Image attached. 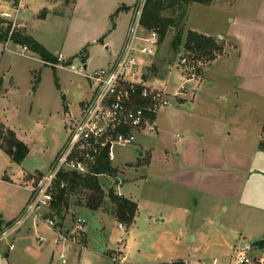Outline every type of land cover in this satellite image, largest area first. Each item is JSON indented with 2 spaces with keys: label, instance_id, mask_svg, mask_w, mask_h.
Wrapping results in <instances>:
<instances>
[{
  "label": "rangeland",
  "instance_id": "obj_1",
  "mask_svg": "<svg viewBox=\"0 0 264 264\" xmlns=\"http://www.w3.org/2000/svg\"><path fill=\"white\" fill-rule=\"evenodd\" d=\"M258 1L239 0L235 4L223 1L213 5L197 2L190 4L187 7V23L181 45L178 49L175 48V28H171L163 40L160 35L157 54L144 61L147 78L154 82H164L169 91L176 89L183 81L180 61L185 54L186 28H202L207 32L227 37L233 30L235 22L233 23L231 19L236 20L235 14H248L254 10V5ZM0 2V14L15 11L16 0ZM22 2L19 14L28 22L29 34L39 42L41 39L50 44L54 51L62 50L65 54L74 56L56 67L44 66L39 60L22 56L20 54L22 48L13 49L12 45H9L5 50L4 43L0 41V77L8 73L15 81V86L10 87L6 79L5 84L9 89L5 96L0 97V119L17 131L23 137V141L26 140L29 148L31 147V154L25 161L27 168L31 171L38 168L47 172L55 152L66 141L65 124L69 115H65V104H69L72 114H77L80 101L83 98L88 99L90 94L89 80L70 69L69 64L71 62L76 65L85 64L79 55L75 56V53L86 37L95 34L100 22L96 16L89 14V0H80L79 13L76 15L70 11L59 15L48 12V17L43 21L36 17L41 8V0ZM177 8L167 7L162 14L178 15L180 12ZM124 29L125 25H122L113 33L116 41L122 40ZM214 38L224 45L222 55L225 57L234 50L232 42ZM91 49L94 58L89 68L93 69L100 66L99 55L102 52L100 46ZM230 63L218 62L210 67L209 62L200 64L198 81L189 82L187 95L179 98L196 99L198 104L194 107L190 104L193 102H189L183 112L172 117V123L170 117L167 118L173 133L186 134L198 130L206 132L205 139L212 137L216 113L215 107L211 104L212 99L233 97L228 86L220 80L214 87H209L206 76L212 74L218 78L230 73ZM34 71L37 77L41 78L37 93L32 91ZM200 82L202 83L197 88ZM140 139L147 142L143 149L137 146V143L131 146H116L115 159L111 162L115 171L106 172L99 177L106 196L110 195L111 189L115 191L114 193L121 190L126 196H133L140 204L133 228L128 232L131 239L129 263L160 264L182 258L189 261H179L183 264L198 262L217 264L215 262L218 261L219 264H234L233 256L237 254L238 248L246 242L257 241L255 236L259 231L255 229L260 225L258 221L252 215H241L229 201H221L217 209L215 207L213 210L214 203L197 189L192 190L191 194L188 190L185 194L182 191L180 193L176 186L171 184L168 176L170 166L178 159L172 156L168 157L169 159L164 158L160 141L154 134H145ZM147 148L151 153L146 151ZM141 152H144L143 155ZM40 160H44V163H40ZM32 177L28 176V179L31 180ZM116 178L121 180L120 185L112 182V179ZM254 189L255 192L247 189V198L261 200L262 191L259 189L256 191L255 186ZM28 193L26 189L0 182V198H4L5 202L28 196ZM89 197L90 191L86 189L69 193L68 204H64L61 210L64 219L62 221L59 215L57 219L69 231L78 215L88 217L86 232L89 238L80 237L81 243L89 242L87 249L81 252L65 250L55 242L52 228L43 219L32 216L24 224L23 231L15 241L16 247L10 251L9 257L6 255V251L9 250V239L0 242V264H122L124 249L121 248V243L118 242L117 247L111 249L116 241L114 238L108 239L119 221L116 217V204L108 199L97 210H93L87 207ZM192 199L199 200V203L194 204L195 201ZM178 205L190 206L198 211L197 217L193 216V213L178 209ZM224 207H229V211H224ZM49 208L44 209L45 215L51 213L52 210ZM156 214L167 217V220L156 223L154 217ZM247 226L251 228L252 234L247 235L243 232L241 235L240 229ZM63 253L65 261L62 259ZM115 255L118 261L112 259ZM214 257H217L218 261H214Z\"/></svg>",
  "mask_w": 264,
  "mask_h": 264
},
{
  "label": "crops",
  "instance_id": "obj_2",
  "mask_svg": "<svg viewBox=\"0 0 264 264\" xmlns=\"http://www.w3.org/2000/svg\"><path fill=\"white\" fill-rule=\"evenodd\" d=\"M8 1V0H7ZM228 1L230 4H235L239 0H213L209 5H213L217 2ZM41 8L36 13V17L43 21L48 17V12L54 14H62L65 11H70L74 15L79 13L80 0H41ZM138 0H89V14H93L99 19V26L96 27L95 34L90 37H86L80 45L76 55L80 56V52L84 47L88 46V55L85 64L89 70V65L93 60L92 49L94 46L101 47V64L97 68L104 67L113 61L120 52L122 45L126 39L130 23L136 14V6ZM23 5L22 0H16L15 11L2 12L1 17H6L13 22L15 29H23L29 34V24L22 19L19 14V7ZM119 10L117 14L116 11ZM4 13L10 16H4ZM115 14V16H114ZM236 20L231 19L234 23L233 30L227 37L221 34H213L207 32L202 28L187 27L186 32L189 30H195L208 36L218 37L221 40L226 39L227 42H232L234 50L226 55H220L216 60L212 61L208 67L218 62H231L229 65L230 73L221 75L218 78L212 74H208V86L214 87L220 80L223 84H226L231 92L232 99H212L211 104L215 107L216 113L214 115V128L212 130V137L205 139L206 132L195 130L191 133H173L170 129L167 118L170 117V123H172V117L183 112L189 104L193 102L194 107L197 106L196 99H177L171 106L160 112L157 118V129L154 132L143 131L136 137L137 146L143 149L144 144L147 142L140 139L145 134H154V136L160 141V146L164 152V158L172 156L177 158V162L170 166L169 180L171 184L176 186L180 193L188 192L191 194L192 190L200 191L205 198H208L213 204L214 208L218 207V204L222 201H229L233 207H235L241 215H252L255 220L258 221L256 231H259L255 236L262 249L264 248V0H259L254 5V10L248 14L236 13ZM237 21V22H236ZM187 23V19H186ZM122 25H125L124 35L120 42L116 41L113 37V33L116 32ZM30 35V34H29ZM40 40L49 51L55 56H59L60 53L64 55V59L59 61L65 62L66 59L74 57L65 54L62 50H52L50 44L44 40ZM4 43V48L12 45L13 49L22 48L20 54L31 59L41 61L44 66H52V64H46L44 60L39 58L34 52L29 50L26 46H22L11 42V40H0ZM227 49V48H226ZM2 57H4V52ZM55 64V67L60 65ZM75 72V71H74ZM33 72L34 79L32 80V91L37 93L39 90V84L41 78L37 77ZM78 74H81L77 72ZM82 75V74H81ZM206 75V71H205ZM5 79V80H4ZM10 84V87L15 86L14 77L8 73H4L3 77H0L2 82V90L0 89V97L5 96L9 87L5 82ZM36 79H39V83L34 89V83ZM205 79V78H204ZM34 81V83H33ZM204 81V80H203ZM202 81V82H203ZM197 88L201 85V83ZM168 89L169 87L162 82ZM194 86V85H192ZM177 88V87H176ZM196 88V89H197ZM174 89L173 91H175ZM31 93V92H30ZM92 89L90 86V94ZM195 98V96H194ZM87 98H83L78 106V112L81 103ZM170 108V109H169ZM193 108V107H192ZM65 115L72 114L69 104H65ZM66 120V117L64 118ZM7 127L11 128L7 123L2 121ZM12 129V128H11ZM14 130V129H13ZM15 131V130H14ZM17 136L23 141V137L15 131ZM24 142V141H23ZM26 142V140H25ZM63 145L55 152L53 160L58 151ZM29 147V146H28ZM146 151H150L149 148ZM148 152V153H149ZM144 152H141L143 155ZM31 154V147L29 153L22 163H16L12 158L0 148V182L2 184H8L19 189H26L29 193L28 196L18 197L17 199H11L10 202H5L4 198H0V232L5 231L10 221L15 220L23 212L27 200L30 195V180L28 176H34L43 171L35 168L30 170L25 165V161ZM52 160V161H53ZM113 162V161H112ZM40 163H44V160H40ZM150 164V162H149ZM121 180L119 179V185ZM261 190V200H249L246 195L247 189H251L255 192ZM262 185L263 188L257 186ZM131 200H134L138 204V210L135 218L138 215L140 204L133 196H126L121 190H116ZM182 191V192H181ZM193 200V199H192ZM194 204H198L199 200ZM52 210V208H49ZM178 209H182L185 212L198 215V211L193 210L190 206L178 205ZM53 211V210H52ZM224 211L228 212L229 207H224ZM54 212V211H53ZM51 213H46V216ZM58 216V215H57ZM83 216V215H82ZM87 221L88 217L84 216ZM154 217L155 222H164L167 217L156 214ZM31 218V217H30ZM28 218L20 228H18L12 238L7 237L14 243V247L6 251V255L10 256V251L16 247L15 241L19 238V233L23 231L24 224L30 219ZM63 221V217L60 218ZM38 221V220H36ZM135 221V219H134ZM133 221V223H134ZM35 222V220H34ZM120 221H118L119 224ZM133 223L127 226L125 231L117 226L109 234L108 239L114 238L116 243L111 249L117 247L118 242L122 238L128 240V246L124 249V258L122 264H130L128 261L129 248L131 247V239L128 236V232L133 228ZM60 225L63 227L62 223ZM51 227V226H50ZM52 228V227H51ZM64 228V227H63ZM66 229V228H64ZM55 233V242L58 238ZM241 235L243 232L247 235H251V228L249 226L241 228ZM238 230V231H240ZM87 238V232L84 235ZM5 238V239H7ZM4 241V239L2 240ZM2 243V242H1ZM0 243V245H1ZM57 243V242H56ZM89 243V242H88ZM88 243L69 244L68 242L61 241L57 243L64 247V249L75 250L81 252L87 249ZM109 248V247H108ZM107 248V249H108ZM64 254V253H63ZM105 255V253H104ZM107 256V255H106ZM109 257V256H108ZM214 261H218L217 257H214ZM187 261L182 258L172 259L169 262ZM219 264L218 262H215Z\"/></svg>",
  "mask_w": 264,
  "mask_h": 264
},
{
  "label": "built area",
  "instance_id": "obj_3",
  "mask_svg": "<svg viewBox=\"0 0 264 264\" xmlns=\"http://www.w3.org/2000/svg\"><path fill=\"white\" fill-rule=\"evenodd\" d=\"M146 0H138L134 15L117 57L108 65L89 70L85 64H69L70 69L81 73L91 85L92 94L84 100L76 115H70L65 124L67 137L47 172L34 175L30 180V195L21 215L5 231L0 232V242L14 235L15 231L30 217L43 219L58 235L57 243H81L86 234L87 219L78 215L71 230L67 231L58 222L53 211L46 216L44 209L52 207L60 190L66 187L64 174H94V168L106 154L112 162L116 146H131L143 131L154 132L161 111L173 102L187 95L188 83L198 81L200 64L183 54L181 76L183 81L175 91H169L162 82L147 78L144 61L157 54L160 34L141 25V15ZM1 5V2H0ZM59 61L64 59L62 53ZM176 98V99H175ZM99 177L102 174H97ZM116 194L121 195L119 191ZM50 213V212H49ZM125 231L126 225L119 222ZM121 248L128 246V240L119 241ZM14 243H10V248ZM65 261V254H62ZM118 261L116 255L112 258ZM160 263V264H172ZM234 264H264V251L255 242L241 245L233 256ZM159 264V263H158ZM197 264H202L198 262Z\"/></svg>",
  "mask_w": 264,
  "mask_h": 264
},
{
  "label": "trees",
  "instance_id": "obj_4",
  "mask_svg": "<svg viewBox=\"0 0 264 264\" xmlns=\"http://www.w3.org/2000/svg\"><path fill=\"white\" fill-rule=\"evenodd\" d=\"M213 0H146L142 15L141 25L148 30H156L161 35L163 40L167 32L171 28H175L174 43L175 48L181 45L182 36L184 33L185 23L187 19V7L192 3H202L209 5ZM178 7V15H163L162 11L167 7ZM116 11L115 14L119 12ZM114 14V16H115ZM13 40L14 43L26 46L29 50L34 52L39 58L45 61L46 64L60 63L57 56L49 51L43 44L34 39L31 35L26 33L23 29H15L13 22L6 17L0 18V40ZM224 52V45L212 36L205 35L195 30H189L186 35L185 41V55H188L192 60L198 62H209L216 60ZM88 55V46L80 52V57L83 62H86ZM57 82V77H56ZM39 83L36 79L34 89ZM58 84V82H57ZM2 82H0V89ZM264 147V144H263ZM0 148L6 152L14 162L22 163L29 153L28 145L23 142L16 134V132L7 127L0 121ZM115 169L111 165V161L105 154L100 160L99 164L94 168V174H64L63 178L67 182L66 187L62 188L58 193L56 199L52 202V210L55 214L61 216L62 206L68 204L69 193L76 190L86 189L90 191V197L87 200V207L97 210L104 202L111 199L116 204V217L117 219L130 226L136 216L138 204L122 195L114 193L113 189L110 190V195L106 196L100 184L99 176L106 172H114ZM62 217V216H61ZM13 224V221L8 223ZM172 264H183L182 262H173Z\"/></svg>",
  "mask_w": 264,
  "mask_h": 264
},
{
  "label": "water",
  "instance_id": "obj_5",
  "mask_svg": "<svg viewBox=\"0 0 264 264\" xmlns=\"http://www.w3.org/2000/svg\"><path fill=\"white\" fill-rule=\"evenodd\" d=\"M4 16H10L9 14H6V13H4ZM85 67H87V65L85 64ZM112 182L114 183V184H119V179H112Z\"/></svg>",
  "mask_w": 264,
  "mask_h": 264
}]
</instances>
